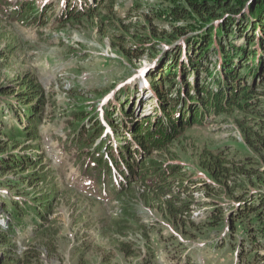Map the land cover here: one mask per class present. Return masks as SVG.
<instances>
[{
  "label": "rangeland",
  "instance_id": "1",
  "mask_svg": "<svg viewBox=\"0 0 264 264\" xmlns=\"http://www.w3.org/2000/svg\"><path fill=\"white\" fill-rule=\"evenodd\" d=\"M96 1L0 0V89L5 88L0 93V108L5 111L1 116L9 125L23 127L22 134L15 135L20 144L18 150L38 162L22 177L15 171L0 172V232H10L8 238H16L13 245L18 244L17 253L21 255L31 241L32 228L40 222L46 226L54 224L59 230V251L52 255L43 250L41 264H83L84 261L87 264H235L234 258L237 264H250L244 260L247 255L241 256L248 246H243L242 240L237 245L241 235L231 225L235 223L231 219L235 218L236 209L231 206L233 198L223 194L219 202L226 207L224 225L208 227L209 211L216 204L213 197L204 188L200 189L202 185L191 187V193L175 190L173 195L179 202L195 199L190 212L183 213L177 225L155 208L135 201L139 182H134L119 199L112 195L114 184H108L109 175L105 176L104 185L99 184L100 172L96 163L92 164L95 160L88 150L100 145L106 134L97 137L94 143L91 141L93 145L85 152L75 144L76 140L81 144L79 136L85 125L82 122L78 126L79 111H92L95 107L105 108V123L111 119L123 131L107 138L108 150L125 144L130 126L142 127L146 124L144 117L149 116L146 114L154 115L157 111L155 82L151 76L160 69L158 65L169 61L165 53H172L170 49L186 39L181 36L170 43L164 37L172 24H183L163 14L165 7L179 0H108L94 17L81 15L77 20L66 19L70 7L86 11L88 2L94 5ZM27 2L37 10L19 16L20 4ZM156 51L160 52L155 56L152 52ZM59 75L63 85L56 78ZM25 76L40 84L39 95L32 104L37 107L34 113L43 116L39 125L24 114L23 108L16 109L15 114L9 109L12 103L18 106L14 89H22L23 84L18 83ZM204 79L201 77L200 81ZM194 81L195 77L188 74V85H195ZM262 83L258 81L257 90H253L258 99L264 93V86L259 87ZM185 90L194 95V88ZM185 95L182 90L178 104L182 110L190 104L188 99L183 101V97H188ZM251 109L233 108L218 117V121L213 115L206 125L188 126L177 141L152 150L146 160L176 164L182 173L175 179L183 181V177H191L189 181L198 182L208 179L199 164L203 150L226 148L241 156L256 157L238 123L255 121ZM95 117L88 121V127H93ZM148 119L150 124L153 117ZM33 129L38 130V137L28 140ZM103 151L107 158L106 148ZM9 179L20 183L19 188L6 186ZM129 193L131 197L127 196ZM20 208L30 211L32 220L25 219V224L17 226L18 234H14L9 231L5 214ZM251 220L244 221L249 224ZM225 242L228 247L223 246ZM7 246H0L1 259L6 256L3 249ZM249 249H252L249 256L253 251L258 253L254 264H264V249L251 245Z\"/></svg>",
  "mask_w": 264,
  "mask_h": 264
},
{
  "label": "trees",
  "instance_id": "2",
  "mask_svg": "<svg viewBox=\"0 0 264 264\" xmlns=\"http://www.w3.org/2000/svg\"><path fill=\"white\" fill-rule=\"evenodd\" d=\"M106 1L108 0H98L95 7L86 6V11L68 9L66 19L77 20L81 15H85L86 18L94 17L95 12ZM36 9L33 4L28 9L23 5L20 11L26 13ZM164 13L183 22L181 26L172 24L171 30L164 33L165 40L174 43L181 36L186 39L171 48L172 53L168 55L165 53L169 61L163 66L162 63L158 65L160 69L151 76V80L155 82L153 89L157 102L156 113L145 116L143 120H146L144 121L146 124L142 127L130 126L128 131L131 137L126 134L124 139L126 143L119 144L118 149L111 147L108 150L109 145L104 140L88 153L92 154L98 168L101 167L104 174L107 169L110 170L108 160L116 162L115 168L126 178V181L121 183L120 189H113L118 199L134 182H139L138 197L135 201H141L142 205L155 208L175 224L182 219L183 213L187 215L190 212L195 200L191 198L179 202L173 195L175 190H190L191 193V187L199 188L198 186L202 185L200 189L204 188L207 195L213 197L212 202L216 204L209 211L206 220L208 227L224 225L226 207L219 202L222 201L223 194L233 198L234 203L231 206L236 209L233 211L235 218L231 219H235V223L231 225L241 235L237 238V245L240 246L242 240L243 246H248L244 252L243 249L239 252H243L241 256L247 255L245 261L254 264L258 253L253 251L249 256L248 251L252 250L249 249V245L264 249L262 242L264 241V99L262 98L264 93L259 99L253 94L258 81L263 82L260 88L264 86V0H185V3L179 0L175 5L165 7ZM241 38L244 40L239 44L237 40ZM156 52L152 54L159 55L160 51ZM183 54L185 58H182ZM196 55H198L197 60ZM210 56H214L215 59ZM187 73L195 77V85H188ZM201 77L205 78V82L200 81ZM18 84H23L21 90L14 89V93L18 96L16 98L18 106L12 103L9 109L11 112L14 110L15 114L16 109L23 108L24 114L39 125L43 116L34 113L37 107L32 104L39 95L40 84L34 83V80L29 79L28 76ZM186 87L194 88V95L190 94V90H185ZM182 90L185 96H188L183 97V101H186L185 99L190 101L183 110L178 107ZM4 91V87L0 89V93ZM249 104L252 105L248 106ZM245 107L255 111L251 109L250 112L256 119L251 124L242 120L238 123L243 130L245 140L256 152V157L241 156L234 152L233 154L232 149L226 150V148H217L216 151L203 150L199 164L208 179L198 182L193 179L189 181L191 177H183V181L175 179L178 173H182L181 170H177L176 164H163L152 158L146 160L152 150L177 141L186 127L193 124L206 125L209 116L213 115L218 121V117L230 113L233 108L245 110ZM40 110L38 107L39 112ZM4 113L5 111L0 108V172L15 171L22 177L28 168L35 167L38 162L20 153L18 150L20 144L17 143L15 135H21L23 127L6 123L1 116ZM83 114V109L79 111V116L76 114L78 121L83 119ZM151 116L153 121L149 124L148 117ZM109 121L108 125L113 132L123 133L112 122L113 120ZM18 122L22 123V121ZM103 128V123L99 119L94 128L92 127L88 132L82 131L79 138L81 144L78 140L75 144L85 152L86 148L93 145L95 137L101 134ZM37 134L38 130L33 129L29 132L28 140L38 137ZM110 136L108 134V137ZM134 147L137 150L133 151ZM104 148L108 153L107 158ZM122 166L127 167L128 170L122 169ZM23 179L29 180L25 177ZM13 181L9 179L6 186L18 189L20 183ZM15 207L19 208V205ZM233 207L229 208L233 209ZM7 213L5 217L9 222V231L14 234H18L17 226L25 224V219H30L32 216L30 211L22 208ZM40 216L42 218L44 213ZM247 218L252 219L249 224L244 221ZM37 226L30 230L31 241L21 255L17 253L18 244L13 245L16 243V238H8L10 232H0V246L8 245L3 249V254L6 256L4 259L0 258V264H41L44 259L43 250L52 255L58 254L59 230L52 223L46 226L40 222ZM239 226H242L243 230L238 229ZM226 243L223 246L228 247ZM83 264L87 263L84 261Z\"/></svg>",
  "mask_w": 264,
  "mask_h": 264
}]
</instances>
